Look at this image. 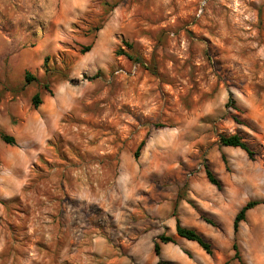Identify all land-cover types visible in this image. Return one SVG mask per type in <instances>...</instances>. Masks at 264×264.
Here are the masks:
<instances>
[{
	"label": "rangeland",
	"instance_id": "374dc122",
	"mask_svg": "<svg viewBox=\"0 0 264 264\" xmlns=\"http://www.w3.org/2000/svg\"><path fill=\"white\" fill-rule=\"evenodd\" d=\"M0 133L16 140L0 138V264H89L85 230L65 247L56 210L76 206L102 233L126 232L132 206L117 222L102 217L103 192L152 190L162 206L206 167L233 204L216 238L205 235L211 260L264 264V204L233 230L245 204L264 202V0H0ZM223 135L254 159L221 146ZM111 237L125 260L127 235ZM140 254L155 264L153 247Z\"/></svg>",
	"mask_w": 264,
	"mask_h": 264
},
{
	"label": "crops",
	"instance_id": "0c3cea01",
	"mask_svg": "<svg viewBox=\"0 0 264 264\" xmlns=\"http://www.w3.org/2000/svg\"><path fill=\"white\" fill-rule=\"evenodd\" d=\"M24 156L27 164L30 162V158L34 157V154L27 153ZM187 185L188 196L179 199L177 189L171 196L166 198L162 206L158 205V202L162 199L152 190L149 195L144 196L135 191L133 196L123 197V199H116L109 190L106 194L103 192L101 200H98L99 206L102 207V217L107 216L108 219L112 217L117 222L122 219L125 208L132 206V214L138 217V221L126 232L106 225L102 233L101 230L89 225L91 218L87 219L85 217V211H81L76 206L72 208L60 207L55 211V225L60 234L59 238L63 241L65 247L70 248L74 244L76 246L78 243L77 233L84 229L86 240L83 241L90 248L89 264H149L141 256L140 246L142 244L148 246V250L153 247L154 251V244L152 243H155L161 235L174 237L176 243H160V255L157 256L154 252L157 257L155 264L160 262L166 264H222L221 262L213 263L211 257L200 247L198 248L197 243L179 237L176 233V222L179 219L184 227L198 231L205 238L208 232L213 239L216 238L214 227L206 223L202 217H206L208 214V219L217 224L222 214L233 208V204L230 203L231 201L227 202L228 196L226 197L221 190L212 185L206 176L201 175L191 178ZM211 186L215 187L217 191ZM87 201H89L88 198L85 199L86 206ZM116 204L118 205L117 208L115 207ZM175 212L176 216L174 215ZM158 222L166 224L168 234H165L164 229L158 228ZM204 224L211 226L213 229L210 231ZM116 231L119 234L125 233L127 235L123 239L119 238L122 239L121 244L125 247L123 251L127 253L125 260L114 257L116 253L113 250L111 233L116 234ZM164 250L168 251L165 257L163 256ZM186 253H189L192 257H189Z\"/></svg>",
	"mask_w": 264,
	"mask_h": 264
},
{
	"label": "trees",
	"instance_id": "16d2710c",
	"mask_svg": "<svg viewBox=\"0 0 264 264\" xmlns=\"http://www.w3.org/2000/svg\"><path fill=\"white\" fill-rule=\"evenodd\" d=\"M90 50H91V46H87L84 48L83 52L87 53ZM26 80H27V82H31L34 79L32 78V76L29 73H27L26 74ZM42 103L43 102H42L41 95L36 94L32 99L33 106L35 108H38L40 105H42ZM0 138L7 145H10V146L16 145V140L11 136H8L4 133H0ZM220 145L223 147L238 148V149L242 150L243 152H245L250 160H253L255 157L254 151L251 149V147L248 145V143L245 142L239 135H232V136H224L223 135V136H220ZM143 146H144V142H142L139 145V147L137 148V150L134 154V157L136 159L139 158L140 151L142 150ZM205 174H206L208 181L212 185L217 187L219 190L222 189L221 181L217 178L215 173L210 168L206 167ZM261 204H264V202L250 201L241 208V210L235 216V219L233 222V230H234L235 235L238 233L240 223L246 220L247 213L250 210H252L254 207L261 205ZM174 215L176 216V212ZM202 218L204 219V221L206 223H208L212 226H215V223L213 221L209 220L208 218H206L204 216ZM176 233L179 237H181L183 239L197 243L199 245V247L203 251H205L208 255H210V256L213 255V248H212L211 243L198 231L184 227L181 224V221L179 219H177V222H176ZM160 243L161 244H169V243L175 244L176 241H175L174 237H172V236L161 235L160 237H158V240L155 241V243H154V252L157 256H159L161 253ZM233 250L235 251V259L240 260L239 252H238V246H237L236 242H234V244H233ZM186 254L190 256L189 253H186ZM159 264H166V263L160 262ZM225 264H229V263L226 262Z\"/></svg>",
	"mask_w": 264,
	"mask_h": 264
}]
</instances>
